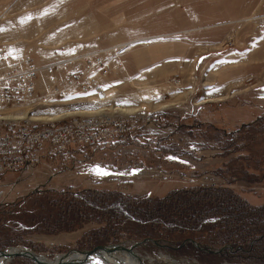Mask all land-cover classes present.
Segmentation results:
<instances>
[{"label": "rangeland", "instance_id": "1", "mask_svg": "<svg viewBox=\"0 0 264 264\" xmlns=\"http://www.w3.org/2000/svg\"><path fill=\"white\" fill-rule=\"evenodd\" d=\"M70 45L97 47L84 56L110 59L111 84L93 96L44 102L52 85L44 68L72 56L64 54ZM1 47L10 59L29 56L40 68L34 98L16 113L38 117L36 125L91 113L149 112L152 120L0 175V249L22 245L51 259L100 244L140 242L134 250L142 264H252L236 249L233 224L157 231L70 196L65 199L72 202L60 207L50 200L58 198L53 192L32 194L96 188L158 199L182 188L227 186L247 208L262 211L264 0H0ZM146 56L149 61H141ZM172 78L181 85H171ZM96 165L113 174L97 175ZM132 169L139 171L129 174ZM257 250L262 253L252 254ZM5 264L35 263L16 255Z\"/></svg>", "mask_w": 264, "mask_h": 264}, {"label": "built area", "instance_id": "2", "mask_svg": "<svg viewBox=\"0 0 264 264\" xmlns=\"http://www.w3.org/2000/svg\"><path fill=\"white\" fill-rule=\"evenodd\" d=\"M86 61L83 64L57 60L46 65L44 70L52 85L42 96L44 101L87 93L106 79L112 65L110 59L105 61L98 55L89 56ZM0 64V175L23 166L38 165L68 150L104 142L126 133L139 122L152 120L149 112L113 116L89 114L49 119L36 125V118L15 113L34 98L40 68L29 56L10 59L4 47L0 48ZM170 84L179 87L180 79L172 78Z\"/></svg>", "mask_w": 264, "mask_h": 264}, {"label": "trees", "instance_id": "3", "mask_svg": "<svg viewBox=\"0 0 264 264\" xmlns=\"http://www.w3.org/2000/svg\"><path fill=\"white\" fill-rule=\"evenodd\" d=\"M51 192L55 193L58 198L50 200L60 207H66L67 203L72 202L65 199L66 196H70L75 200L73 203L78 201L83 206L98 209L104 213L115 212L118 214L116 216H122L127 221L153 226L157 231L162 229L160 227L162 226L183 234L192 229H204L208 224H233V231H238L233 233V237L238 238V243H234L236 249L247 253V257L252 259V264H256V260L264 261V246L261 244L264 240V206L257 208L262 211H256V207L247 208L248 204L244 203L234 193L235 191L227 186L182 188L158 199L150 195L136 199L124 198L116 191L106 192L96 188H86L82 191L36 190L32 196ZM104 197L114 200L111 202L102 200L103 204L100 205V199ZM71 210L75 211V208ZM236 213L238 215H234ZM242 220L246 222L240 223ZM20 225L23 224L20 223ZM256 249H260L262 253L257 250L258 254H252L256 252Z\"/></svg>", "mask_w": 264, "mask_h": 264}, {"label": "bare ground", "instance_id": "4", "mask_svg": "<svg viewBox=\"0 0 264 264\" xmlns=\"http://www.w3.org/2000/svg\"><path fill=\"white\" fill-rule=\"evenodd\" d=\"M85 57H89V56H85ZM80 59H82V57H80ZM64 60H70V59H64ZM74 59H71V62H73ZM44 101V100H43ZM45 102V101H44ZM46 104V103H45ZM123 109V108H122ZM124 111L127 112H132L136 109L134 108H130V109H123ZM74 113V112H73ZM16 114V113H15ZM92 114V113H91ZM17 115H28V113H24V114H17ZM88 115V114H87ZM34 119L38 118L35 116H32ZM47 117H43V118H48ZM40 120H43L42 118H39ZM48 119H56V118H48ZM69 257L71 256L70 253H68L65 256H62L60 258H58L59 256H57V259L54 261H50L51 259L45 258L43 256H40L38 254H36L34 257L37 260L43 261L45 264H64V263H68V264H88V258L92 257V256H96L99 257L100 260L102 261V264H142L143 259L139 257V255L131 250H126V249H114V247L112 249H105L102 251H92L89 252L87 254H78L76 256H72L70 259L66 260L65 257ZM12 257L10 256H6V255H0V264H5L8 261L11 260ZM29 258V257H28ZM31 259V258H30ZM68 261V262H66Z\"/></svg>", "mask_w": 264, "mask_h": 264}, {"label": "water", "instance_id": "5", "mask_svg": "<svg viewBox=\"0 0 264 264\" xmlns=\"http://www.w3.org/2000/svg\"><path fill=\"white\" fill-rule=\"evenodd\" d=\"M140 244V242H136L134 244H132L131 246H123V245H119V244H106V245H103V244H100V245H95L94 247L92 248H88V249H82V250H70L66 253H58V254H55L50 261H54L57 259V256H59L58 258L62 257V256H65L67 255L68 253L71 254L70 258L72 256H76L78 254H87L89 252H92V251H102V250H105V249H112L114 247V249H126V250H131V251H134V248L136 246H138ZM0 255H6V256H10V257H14L16 255H22V256H25V257H29L31 258L35 264H45L43 261H40V260H37L34 256L36 255L34 252H32L30 249L26 248L25 246H22V245H17V246H10V247H7L5 249H0ZM68 256L65 257L66 260L70 259ZM68 262V261H66ZM60 264V263H59ZM64 264H68V263H64Z\"/></svg>", "mask_w": 264, "mask_h": 264}, {"label": "crops", "instance_id": "6", "mask_svg": "<svg viewBox=\"0 0 264 264\" xmlns=\"http://www.w3.org/2000/svg\"><path fill=\"white\" fill-rule=\"evenodd\" d=\"M121 17V16H119ZM89 28V32L91 31V28L88 26ZM89 44L91 45V43L89 42ZM95 45V44H94ZM91 48H87L89 50H85V47L84 45L80 47V45H77V46H68L67 47V51L64 52V54H67L70 52V55L73 54L72 56H67V57H58L56 60H60V59H63V58H66V59H75V58H80L86 54H89L91 52H93L96 48L95 47H92L90 46ZM68 52V53H67ZM141 61H145V62H148V56H146L145 58H143ZM153 62V61H152ZM158 70V69H157ZM144 76L143 73H141L139 76L136 77V80H139V79H142V77ZM107 81V82H106ZM132 82V81H131ZM111 84V81L108 79H104L102 80L98 86H96L94 89L90 90L89 92H87L88 94H92V96L94 94H100L99 91L100 90H106V88Z\"/></svg>", "mask_w": 264, "mask_h": 264}, {"label": "snow or ice", "instance_id": "7", "mask_svg": "<svg viewBox=\"0 0 264 264\" xmlns=\"http://www.w3.org/2000/svg\"><path fill=\"white\" fill-rule=\"evenodd\" d=\"M173 159H175V157H171ZM92 171L95 172L97 175H112L113 173H111L108 169H102L101 166L96 165L93 166ZM139 170L137 169H132L130 170L129 174L135 175ZM121 175L124 173H120ZM88 264H102V261L100 260L99 257L96 256H92L88 258Z\"/></svg>", "mask_w": 264, "mask_h": 264}]
</instances>
